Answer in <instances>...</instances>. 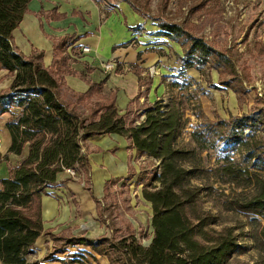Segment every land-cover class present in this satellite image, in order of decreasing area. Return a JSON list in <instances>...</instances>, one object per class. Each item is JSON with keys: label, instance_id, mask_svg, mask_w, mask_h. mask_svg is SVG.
I'll return each instance as SVG.
<instances>
[{"label": "trees", "instance_id": "trees-1", "mask_svg": "<svg viewBox=\"0 0 264 264\" xmlns=\"http://www.w3.org/2000/svg\"><path fill=\"white\" fill-rule=\"evenodd\" d=\"M30 1L0 0V68L12 76L8 88L0 91V115L9 114L5 127L10 143L4 158L8 159L9 154L19 157L10 164L7 176L0 178V264H44L54 254L66 253L64 248H54L42 259H27L43 233L41 197L67 168L85 173L88 161L81 151L84 140L113 133L129 139L138 154L158 161L159 173L154 179L159 185L142 189L152 210L150 241L142 245L127 222L123 230L117 231L115 241L105 235L93 239L70 236L64 238L67 244L88 246L107 256L109 264H229L234 255L243 253L233 226L214 227L216 216L202 206L203 187L193 183L204 173L197 165V151L205 147L213 129L192 132L197 149L180 148L177 139L188 119L179 100L144 102V118L136 123L135 117L129 119L118 112L113 94L102 91L105 79L89 81L86 91L71 92L72 103L64 102L59 96L63 75L73 73L68 65L67 39L57 41L54 58L47 67L38 62L37 56H23L11 43L12 32ZM182 23L160 21L157 31V35L184 47L182 68L211 65L219 69L218 64L229 63L222 52L193 36L188 26L185 28L189 22ZM263 122L261 113L240 117L226 139L228 145H244L246 162L254 160L251 167L261 172L264 145L257 142L256 135L261 129L258 123ZM245 128H251L255 135L246 136ZM250 136L253 138L249 142ZM224 158L226 163L215 169L216 173L229 183L254 188L253 194L234 199L228 208L264 220V176L230 161L228 156ZM59 238L53 237L55 241ZM254 238L264 250V229ZM70 256L71 264L79 262L76 254Z\"/></svg>", "mask_w": 264, "mask_h": 264}, {"label": "rangeland", "instance_id": "rangeland-1", "mask_svg": "<svg viewBox=\"0 0 264 264\" xmlns=\"http://www.w3.org/2000/svg\"><path fill=\"white\" fill-rule=\"evenodd\" d=\"M105 1L129 4L143 20V24H146L148 31L142 27L143 24L134 26L137 29L131 28L136 35L138 34L136 31H142L122 45L138 44L137 37L141 35L146 39L143 43L147 46V50L163 57V61L148 65L146 74L150 79H155L151 84L153 90L150 98L153 102L159 99L168 103L174 98L182 103L184 117L188 121L177 139V146L197 149V144L192 139V132L205 127L213 129L211 131L213 134L209 136L205 147L197 151V165L204 169V173L201 178L194 179L193 183L203 187L202 206L216 216L214 227L235 228L238 243L243 246L244 251L234 255L229 264H264V250L254 238L264 229L263 218L228 208L229 202H233L234 199H243L253 194V186L243 188L235 183H229L225 177L215 171L221 164L226 163L224 157L228 156L230 161L240 164L241 167L249 166L250 170H255L264 176V171L252 168L251 161L246 162L247 149L244 145H228L227 142L228 134L235 125L236 119L259 113L264 116V0ZM160 21L177 24L189 22L190 25H186L185 28L188 26L193 36L205 40L216 52H222L229 63L218 64L219 69L211 65H204L200 69L182 68L181 58L184 55V47L176 41L168 38L166 40L164 36L152 33L158 28ZM213 56L210 58L211 61ZM152 70L153 77L150 75ZM134 108L127 113V117L129 119L135 117L137 123L144 118V105H137ZM258 127L261 129L256 138L262 146L264 122L258 123ZM253 132L251 128L244 129L246 136L255 135L256 132ZM252 138L253 136H250L249 142ZM0 139L4 144L3 134H0ZM15 158L13 161L18 159ZM136 164L137 169H130L128 172L135 179L134 184H129L127 179L115 190V195H110L109 192V196L103 198L102 204L96 203L107 217L113 218V228H123L125 223H132L137 239L146 246L150 237L149 214L152 210L150 203L143 198L142 189L145 186L150 188L159 185L154 179L159 173L158 161L151 158ZM82 174L77 173L73 178L80 181ZM124 180L125 178L122 181ZM108 234L114 241L119 237V233L114 229ZM64 238L62 235L53 242L41 256L36 249H33L27 259L39 260L54 248H64L66 253L58 252L52 256V259L43 263L64 264L65 261L71 264L70 255L76 254L79 262L73 264H101L95 257L97 253L90 247L85 245L74 247L67 244ZM107 260L109 261L108 258Z\"/></svg>", "mask_w": 264, "mask_h": 264}, {"label": "crops", "instance_id": "crops-1", "mask_svg": "<svg viewBox=\"0 0 264 264\" xmlns=\"http://www.w3.org/2000/svg\"><path fill=\"white\" fill-rule=\"evenodd\" d=\"M111 3L107 5L96 0H31L21 22L12 32L11 43L23 56H37L38 62L47 67L54 58L55 44L59 39L66 38L70 55L68 65L73 73L63 75L60 98L70 104L74 101L72 91L84 92L88 89L89 81L105 79L102 91L107 95L113 94L118 112L127 114L137 105L153 102L150 98L153 90L151 84L155 79L149 78L146 68L163 61V57L148 51L144 44L146 39L141 35L137 37L138 44L122 45L136 35L131 28L143 24V20L129 4ZM142 27L146 28V24ZM158 30L159 27L152 33L157 34ZM83 46H88L89 51L82 52ZM110 60L115 61L116 68L105 72L102 64ZM11 79L7 70L0 68V91L8 88ZM8 117V113L0 115V134L5 139L4 144L0 143V178L6 177L10 164L19 160L18 156L10 154L8 159L4 158L10 143L5 127ZM82 152L88 161L82 179L70 178L62 172L47 189V194L41 197L43 233L34 245L39 256L55 242L53 237L83 236L93 239L109 236L108 232L113 229L123 230L125 224L123 228L112 227L113 218L107 217L96 202L102 204L109 192L115 195V190L127 179L129 184H134L135 179L128 173L129 170L137 169L136 163L151 160V157L138 154L129 139L115 133L84 140ZM15 157L18 159L13 161ZM151 231L152 227L150 234ZM95 257L101 264H109L105 256L95 254Z\"/></svg>", "mask_w": 264, "mask_h": 264}, {"label": "built area", "instance_id": "built-area-1", "mask_svg": "<svg viewBox=\"0 0 264 264\" xmlns=\"http://www.w3.org/2000/svg\"><path fill=\"white\" fill-rule=\"evenodd\" d=\"M88 51H89V47L88 46H83L82 47V52H88ZM115 68H116V64H115V61L114 60H110V61L105 62V63L102 64V69L105 72L115 70ZM150 75L151 76L153 75V70L150 72ZM0 143H1V141H0ZM65 173H67L68 176H70V177L73 178L78 172H76V170L73 169V168H67L65 170Z\"/></svg>", "mask_w": 264, "mask_h": 264}]
</instances>
